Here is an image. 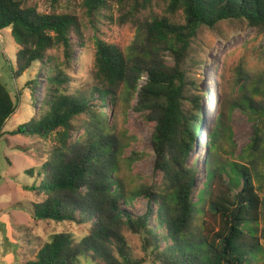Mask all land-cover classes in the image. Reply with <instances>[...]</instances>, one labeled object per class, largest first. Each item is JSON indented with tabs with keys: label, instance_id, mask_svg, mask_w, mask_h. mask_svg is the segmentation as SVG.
<instances>
[{
	"label": "trees",
	"instance_id": "16d2710c",
	"mask_svg": "<svg viewBox=\"0 0 264 264\" xmlns=\"http://www.w3.org/2000/svg\"><path fill=\"white\" fill-rule=\"evenodd\" d=\"M52 2L54 5L57 0ZM159 2L169 16L139 20ZM81 6L95 26L103 18L135 26L125 54L100 37L94 41L92 78L99 110L93 109V94L84 99L85 95L70 91L64 71L71 68L75 47L84 44L77 16L72 11L42 13L28 0H0V30L10 28L18 47L15 74L35 63L45 72L38 112L8 132L53 140L44 163L24 171L29 179L22 189L36 198L31 204L33 218L79 225L85 221L88 206L122 221L132 232H143V247L150 249L157 264H264V75L256 82L240 84V97L218 113L209 134L211 153L233 145L227 118L234 107L246 116L253 133L234 158L205 160L206 181L198 202L192 200L198 167L186 158L200 131V96L186 94L183 71L174 68L175 76L170 75L160 63L143 69L148 77L141 87L128 75L131 57L150 58L163 46L176 56L187 54L200 26L213 28L221 21L234 20L264 28V0H82ZM177 13L181 21L174 19ZM53 49L61 50L62 57L50 55ZM120 85L128 104L137 93V105L146 111L144 118L154 123L150 139L154 171L162 175L159 185L120 177L122 147L114 143L112 124L107 121L114 112L103 110L109 108L112 92ZM15 100L0 83V137L4 124L15 113ZM81 114L90 117L92 126L87 127L86 136L71 141ZM139 198L147 202V211L134 215L127 206ZM205 202L207 211L220 221L218 229L206 227V211L200 207ZM102 223L95 222L80 239L61 230L43 242L32 244L29 240L27 259L20 264H79V258L88 253L98 255L106 264H135L124 248H114L102 236ZM158 229L163 247L155 232Z\"/></svg>",
	"mask_w": 264,
	"mask_h": 264
},
{
	"label": "rangeland",
	"instance_id": "374dc122",
	"mask_svg": "<svg viewBox=\"0 0 264 264\" xmlns=\"http://www.w3.org/2000/svg\"><path fill=\"white\" fill-rule=\"evenodd\" d=\"M28 2L42 13L72 11L81 22L84 44L75 47L71 68L64 71L70 91L74 90L77 95L88 96H84V99L93 94L92 103L95 104L93 109L99 110L98 105L96 106L97 93L93 90L95 82L92 78L94 41L96 37H100L114 44L125 54L133 41L135 26L119 25L115 20L108 21L104 18L95 26L87 18L81 6L82 0H57L55 6L52 0ZM164 7L161 2L153 5L139 16V20L148 19L153 15L169 16ZM174 17L176 21H181V15L178 13ZM17 49L10 28L0 30V83L7 86L17 102L15 113L4 124L2 128L4 134L0 137V264H20L25 257L27 259L31 245L29 240L32 244L43 242L61 230L72 233L75 239L84 238L87 229L93 227L97 221L104 223L100 225L102 236L111 241L114 248H124L135 264H157L150 255V249L143 247L145 236L143 232H132L122 221L116 222L102 211L95 212L86 206L85 221L79 225L70 223L56 225L53 221H38L33 218L31 204L36 198L32 193L22 189V185L29 179L24 171L44 163L45 152L53 145V140L8 134L38 112L45 79V72L40 70L39 63H35L20 75L15 74ZM49 54L62 57L61 50L57 49L49 51ZM158 63L161 68L167 69L170 75L173 73L175 76L174 68L183 71L186 74V94L189 96L196 93L200 96L198 107L203 114L200 131L195 138L193 152L186 158L189 164L195 162L198 167L192 194V200L198 202L199 191L204 188L206 181V161L211 163L220 156L223 160L234 158L252 136L253 126L240 109L234 107L227 118L232 130L233 145L230 148L226 146L228 149L220 150L217 154L210 152L209 134L213 131L218 113L221 110L226 111L228 104H232L240 97L241 93L238 91L240 84H244V81L256 82L264 75V28L234 20L221 21L213 28L200 26L190 42L187 54L176 56L163 46L158 55L152 54L150 58L143 55L131 57L129 68L132 70L129 69L128 72L130 80L135 79L138 87H141L148 77L143 69ZM136 66H139L142 72H139ZM31 81L35 83L33 87L28 85ZM111 96L109 108L103 107V110L107 112L111 108L114 112V117L107 116V121L112 124L111 134L114 143L122 147L120 177L148 186L159 185L162 175L154 171V154L150 139L154 123L144 118L146 111L138 107L137 93L129 104L124 99L123 85L113 91ZM90 122L89 116L81 114L70 140L75 141L81 136H86L87 127L92 126ZM200 207L206 211L207 229H218L220 221L207 211L206 202ZM127 209L134 215H142L147 211V202L139 198L132 205H128ZM197 224H194L195 228ZM151 226L155 225L152 223ZM155 232L161 238L160 246L163 247L162 235L158 233L162 231L158 229ZM114 253L116 254V251ZM79 264L106 263L98 255L88 253L86 257L79 258Z\"/></svg>",
	"mask_w": 264,
	"mask_h": 264
}]
</instances>
